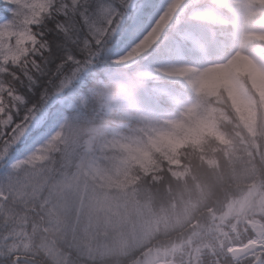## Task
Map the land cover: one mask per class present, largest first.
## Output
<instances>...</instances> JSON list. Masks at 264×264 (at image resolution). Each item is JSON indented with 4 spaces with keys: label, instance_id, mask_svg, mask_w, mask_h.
<instances>
[{
    "label": "snow or ice",
    "instance_id": "6c2138e0",
    "mask_svg": "<svg viewBox=\"0 0 264 264\" xmlns=\"http://www.w3.org/2000/svg\"><path fill=\"white\" fill-rule=\"evenodd\" d=\"M0 264H264V0H0Z\"/></svg>",
    "mask_w": 264,
    "mask_h": 264
},
{
    "label": "clouds",
    "instance_id": "9594fccd",
    "mask_svg": "<svg viewBox=\"0 0 264 264\" xmlns=\"http://www.w3.org/2000/svg\"><path fill=\"white\" fill-rule=\"evenodd\" d=\"M137 84L132 81H114L107 85V91L112 97H131L135 93Z\"/></svg>",
    "mask_w": 264,
    "mask_h": 264
}]
</instances>
